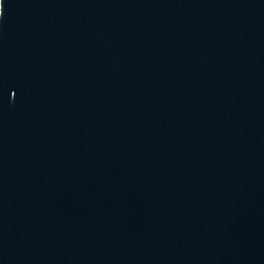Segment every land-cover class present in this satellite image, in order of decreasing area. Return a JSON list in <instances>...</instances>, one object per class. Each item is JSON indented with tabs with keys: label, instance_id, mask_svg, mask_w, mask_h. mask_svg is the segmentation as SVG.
Listing matches in <instances>:
<instances>
[{
	"label": "water",
	"instance_id": "obj_1",
	"mask_svg": "<svg viewBox=\"0 0 264 264\" xmlns=\"http://www.w3.org/2000/svg\"><path fill=\"white\" fill-rule=\"evenodd\" d=\"M0 264H264V0H0Z\"/></svg>",
	"mask_w": 264,
	"mask_h": 264
}]
</instances>
